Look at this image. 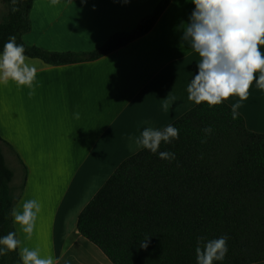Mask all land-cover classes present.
Masks as SVG:
<instances>
[{"label": "crops", "instance_id": "crops-1", "mask_svg": "<svg viewBox=\"0 0 264 264\" xmlns=\"http://www.w3.org/2000/svg\"><path fill=\"white\" fill-rule=\"evenodd\" d=\"M159 2L61 0L52 6L34 0L23 41L47 52H92L111 35L133 30ZM194 8L191 0H171L149 32L92 61L49 65L29 58L38 69L31 96L26 86L0 82V142L14 175V206L28 199L42 204L32 233L13 223L21 247L51 253L59 264H111L78 233L77 219L121 162L143 149L134 138L144 128L163 129L197 105L186 89L198 57L182 40ZM249 91L239 115L248 131L264 134V91L255 80ZM238 99L224 103L231 108Z\"/></svg>", "mask_w": 264, "mask_h": 264}, {"label": "trees", "instance_id": "trees-1", "mask_svg": "<svg viewBox=\"0 0 264 264\" xmlns=\"http://www.w3.org/2000/svg\"><path fill=\"white\" fill-rule=\"evenodd\" d=\"M171 0H160L130 32H118L92 52H47L24 43L31 28L34 0L0 23V52L10 36L26 55L61 65L98 59L145 35ZM179 138L161 142L156 154L147 149L125 159L83 208L77 231L111 264H196L197 238L228 237V252L215 264L264 261V134L250 132L239 115L222 102L196 105L172 124ZM211 126L207 142L202 129ZM170 151L174 160L159 158ZM0 146V237L15 231L11 210L17 200ZM150 237L147 249L139 246ZM0 264H23L18 249L0 256Z\"/></svg>", "mask_w": 264, "mask_h": 264}, {"label": "clouds", "instance_id": "clouds-1", "mask_svg": "<svg viewBox=\"0 0 264 264\" xmlns=\"http://www.w3.org/2000/svg\"><path fill=\"white\" fill-rule=\"evenodd\" d=\"M22 0H10L12 12L19 11L17 5ZM61 0H50L52 6L59 5ZM125 3L129 0H124ZM195 5L189 21L184 24L182 40L197 54V72L187 85V99L200 105L206 102L208 107L219 106L230 97H238L231 104V116L235 120L243 102L248 100L250 87L255 80L256 87L264 91V55L260 47L264 46V0H191ZM26 48L18 44L15 36H10L0 52V82H13L19 88L26 86L29 95L35 92L38 69L29 62ZM261 73L256 78L255 73ZM170 94V93H169ZM169 94L163 99L162 109L167 112L170 107ZM175 100V97H171ZM79 118V114H76ZM207 142L212 127L202 129ZM179 138V130L168 125L163 129L146 127L135 137V144L156 154L161 142L171 143ZM159 158L174 160L175 154L170 151L159 152ZM42 209L37 199H28L11 210L13 223L30 234L34 229V220ZM228 237L208 239L197 238L195 247L196 264H215L223 261L228 252ZM21 240L15 231L0 237V256L19 249L23 264H59L51 253L41 255L39 249L21 247ZM150 237L145 236L139 246L147 249ZM63 264H70L64 260Z\"/></svg>", "mask_w": 264, "mask_h": 264}, {"label": "rangeland", "instance_id": "rangeland-1", "mask_svg": "<svg viewBox=\"0 0 264 264\" xmlns=\"http://www.w3.org/2000/svg\"><path fill=\"white\" fill-rule=\"evenodd\" d=\"M7 16H8V4H7V0H0V23H2L6 19ZM0 146H1V149H2V152H3V146L1 144V142H0ZM4 160H5L6 165L9 167V164H10L9 162L10 161L8 162L9 163L8 164L7 163V160L5 159V157H4ZM17 174L20 175V178H21V174L18 171V169H17Z\"/></svg>", "mask_w": 264, "mask_h": 264}]
</instances>
